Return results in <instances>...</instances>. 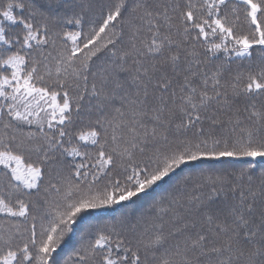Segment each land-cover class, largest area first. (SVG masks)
<instances>
[{
	"label": "snow or ice",
	"instance_id": "6c2138e0",
	"mask_svg": "<svg viewBox=\"0 0 264 264\" xmlns=\"http://www.w3.org/2000/svg\"><path fill=\"white\" fill-rule=\"evenodd\" d=\"M0 264H264V0H0Z\"/></svg>",
	"mask_w": 264,
	"mask_h": 264
},
{
	"label": "trees",
	"instance_id": "16d2710c",
	"mask_svg": "<svg viewBox=\"0 0 264 264\" xmlns=\"http://www.w3.org/2000/svg\"><path fill=\"white\" fill-rule=\"evenodd\" d=\"M70 250V249H69Z\"/></svg>",
	"mask_w": 264,
	"mask_h": 264
}]
</instances>
